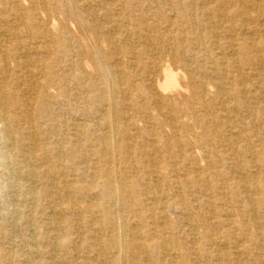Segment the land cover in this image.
<instances>
[{
  "label": "bare ground",
  "instance_id": "6f19581e",
  "mask_svg": "<svg viewBox=\"0 0 264 264\" xmlns=\"http://www.w3.org/2000/svg\"><path fill=\"white\" fill-rule=\"evenodd\" d=\"M0 184V264H264V0H0Z\"/></svg>",
  "mask_w": 264,
  "mask_h": 264
},
{
  "label": "rangeland",
  "instance_id": "374dc122",
  "mask_svg": "<svg viewBox=\"0 0 264 264\" xmlns=\"http://www.w3.org/2000/svg\"><path fill=\"white\" fill-rule=\"evenodd\" d=\"M0 193H1V195H0V197L2 196V195H5V189L3 188V185L1 186V184H0ZM4 191V192H3Z\"/></svg>",
  "mask_w": 264,
  "mask_h": 264
}]
</instances>
